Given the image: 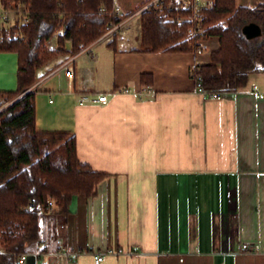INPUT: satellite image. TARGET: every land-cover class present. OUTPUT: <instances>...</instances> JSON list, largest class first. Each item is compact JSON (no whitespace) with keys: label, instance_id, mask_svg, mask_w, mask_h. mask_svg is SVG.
<instances>
[{"label":"crops","instance_id":"obj_1","mask_svg":"<svg viewBox=\"0 0 264 264\" xmlns=\"http://www.w3.org/2000/svg\"><path fill=\"white\" fill-rule=\"evenodd\" d=\"M146 1L114 3L125 14ZM139 9L38 70L36 129L74 133L80 160L106 175L92 195L75 194L68 212L45 213L24 264H96L109 247L123 251L100 264H264V72L219 98L203 96L192 66L209 62L218 36L199 55L140 50ZM17 86L18 53L0 51V91ZM86 93L108 101L80 103ZM243 242L260 250L244 251Z\"/></svg>","mask_w":264,"mask_h":264},{"label":"trees","instance_id":"obj_2","mask_svg":"<svg viewBox=\"0 0 264 264\" xmlns=\"http://www.w3.org/2000/svg\"><path fill=\"white\" fill-rule=\"evenodd\" d=\"M0 1L7 8L22 5L29 16L21 27L23 38L16 36L18 26L4 30L0 38V51L18 53L17 89L0 91V106L12 101L0 110V264H15L41 238L49 196L66 213L75 194L92 195L106 175L80 160L74 133L36 129V99L30 88L41 77L38 70L60 54L80 52L102 37L110 23H121L143 4L120 14L114 0ZM179 13L142 11L140 50L194 51L197 44L187 38L188 23L174 19ZM202 13L205 38H219L209 62L200 65L207 91H234L246 85L252 72H264V39L243 32L255 22L264 34V3L237 6L236 0H214ZM54 35L56 47L48 45ZM66 41L71 48H65Z\"/></svg>","mask_w":264,"mask_h":264},{"label":"built area","instance_id":"obj_3","mask_svg":"<svg viewBox=\"0 0 264 264\" xmlns=\"http://www.w3.org/2000/svg\"><path fill=\"white\" fill-rule=\"evenodd\" d=\"M214 0H147L139 9L140 12L148 10L150 8H157L160 10V14H165L166 11H177L180 12L174 19L178 22H187V38H192L191 41L197 44L196 49L193 51L196 54L204 52V40L205 38V26L203 25V10L212 7ZM117 12V11H116ZM29 21V16L27 15L24 7L17 4L15 8H7L3 4L0 5V38L3 36V31L7 26L12 25V28L18 26V36L23 38L22 25ZM9 24V25H7ZM114 24H109L106 33L113 30ZM105 33V34H106ZM201 62L196 61L192 66V76L195 80L196 90L203 96L211 97H221V92H210L207 91L203 86L202 74L200 72ZM66 70L68 74L72 73L71 67L66 65ZM120 92H130L131 89L128 86H122L117 88ZM146 91L150 92V89L146 88ZM80 103L91 102H102L106 103L108 101L107 93H100L98 95L92 94H82L79 97ZM46 209L49 212L59 210V204L55 197L50 196L47 199ZM244 251L258 252L260 250V245L257 243L243 242L241 245ZM122 248H106L94 255V262L100 264L106 254H117L122 252ZM26 260V253H21L16 259L15 264H24Z\"/></svg>","mask_w":264,"mask_h":264},{"label":"water","instance_id":"obj_4","mask_svg":"<svg viewBox=\"0 0 264 264\" xmlns=\"http://www.w3.org/2000/svg\"><path fill=\"white\" fill-rule=\"evenodd\" d=\"M243 32L248 38H252L261 33V28L257 23L250 22L244 26Z\"/></svg>","mask_w":264,"mask_h":264},{"label":"rangeland","instance_id":"obj_5","mask_svg":"<svg viewBox=\"0 0 264 264\" xmlns=\"http://www.w3.org/2000/svg\"><path fill=\"white\" fill-rule=\"evenodd\" d=\"M7 25H9V24H7ZM12 25H10V26H7L4 30H6V31H9V32H12ZM63 31V29L62 28H60V32H62ZM57 33V32H56ZM16 36H17V32H16ZM54 37L55 38H57V35H54ZM256 38H258V39H260V40H262V39H264V34L263 33H260L259 35H257L256 36ZM208 39V38H207ZM207 39H205L203 42L205 43V41L207 40ZM95 42V41H94ZM94 42H92V43H94ZM91 43V44H92ZM91 44H89L88 46H90ZM48 45L50 46V43L48 42ZM55 46V45H54ZM88 46H86V47H88ZM85 47V48H86ZM204 51H205V48H204ZM200 53H198V55H199ZM202 54V53H201ZM206 57H207V59H208V53L206 54ZM205 57V58H206ZM206 59V60H207ZM12 101H8V102H6L5 104H3L2 106H0V110L2 109V108H5L6 106H8V104L9 103H11ZM50 197V196H49ZM48 197V198H49ZM52 197H55V196H52ZM56 198V197H55ZM56 200H57V198H56ZM0 249H1V245H0Z\"/></svg>","mask_w":264,"mask_h":264}]
</instances>
